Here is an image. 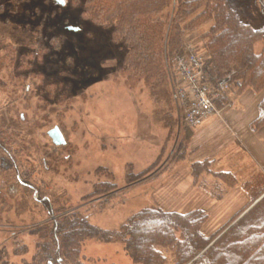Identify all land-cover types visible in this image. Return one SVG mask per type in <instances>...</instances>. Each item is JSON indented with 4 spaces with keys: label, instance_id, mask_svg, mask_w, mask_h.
<instances>
[{
    "label": "rangeland",
    "instance_id": "374dc122",
    "mask_svg": "<svg viewBox=\"0 0 264 264\" xmlns=\"http://www.w3.org/2000/svg\"><path fill=\"white\" fill-rule=\"evenodd\" d=\"M228 1L242 22L264 32L254 0ZM174 6L172 0L165 12ZM92 8L86 0H0V262L36 264L39 239H45L58 213L78 212L91 226L116 231L129 216L150 207L202 210L208 217L202 231L209 236L237 220L264 184V167L253 164L232 140L230 125L238 121L240 129L252 118L255 102L244 96L247 90L237 93L231 78L240 97L236 106L228 107L233 92L215 102L201 125L186 128L196 131L213 119V143L208 144L236 178L199 179L197 169L183 160L189 143L178 105L193 97L181 85L174 62L167 69L165 104L152 95L144 75L128 68L125 34L114 22L95 18ZM211 26L202 19L187 32L185 46L191 43L203 62L208 52L201 36ZM262 47L255 44L254 53ZM263 98L264 89L254 93L257 110ZM169 107L172 118L166 124L163 109ZM232 109L245 110L247 118L229 117ZM54 127L64 146L55 147L48 138ZM250 131L264 161V124ZM100 183L113 189L105 197L99 196ZM22 247L25 252L13 255ZM81 258L85 264H133L121 244L97 238L82 244Z\"/></svg>",
    "mask_w": 264,
    "mask_h": 264
},
{
    "label": "trees",
    "instance_id": "16d2710c",
    "mask_svg": "<svg viewBox=\"0 0 264 264\" xmlns=\"http://www.w3.org/2000/svg\"><path fill=\"white\" fill-rule=\"evenodd\" d=\"M174 1L173 10L166 13L172 0H86L93 4L91 12L95 18L104 17L114 22L115 30L125 34L129 43L128 68L145 76L143 82H150L146 86L162 103L169 104L167 69L170 62H174L185 47L187 32L202 19L212 21L209 31L201 36L202 48L208 52L207 80L215 83L230 76L239 94L243 90L255 94L262 91L264 32L242 22L228 0ZM254 1L257 12L264 17V0ZM259 42L263 48L256 54L254 46ZM258 108L251 130L264 124V98ZM163 111L164 122L170 124L172 108ZM201 167H195L197 175ZM142 174H132V177ZM217 177L230 175L221 173ZM110 186L98 184L99 196H107L113 190ZM263 194L264 184L261 190L255 191L250 204ZM48 210L51 215L49 204ZM60 214L46 229L45 239H39V243H43L35 249V263L85 264L81 258L82 244L97 238L121 244L133 264H264V197L236 222L232 223L238 216L209 236L202 231L208 219L202 210L176 213L150 207L129 216L116 231L99 230L78 212L70 216ZM40 230L35 233L39 234ZM13 252V255L23 253L25 248ZM0 264L8 262L2 259Z\"/></svg>",
    "mask_w": 264,
    "mask_h": 264
},
{
    "label": "crops",
    "instance_id": "0c3cea01",
    "mask_svg": "<svg viewBox=\"0 0 264 264\" xmlns=\"http://www.w3.org/2000/svg\"><path fill=\"white\" fill-rule=\"evenodd\" d=\"M263 45V44H262ZM263 48V47H262ZM237 87V86H236ZM233 89H231L230 93L228 94V98L231 97V95L233 96ZM237 94V93H236ZM244 96H247L248 98H251V101H254V105H251L252 107V118H250L247 123L239 129V127H237L235 124H239L240 122L236 121L234 124L232 123L230 125L231 128V134H232V140L237 142L241 151L243 153H245L247 156L250 157L251 162L257 166H259V168L261 169V167H264V161L261 160L260 156H259V152L257 149L254 148V146L251 143V139H254L252 136H254V134L252 135L251 133V129H250V124L257 118L258 116V110H257V104L259 103V101L254 100V93L250 90L245 91ZM234 99L235 100H231L229 103V108H234L236 106L235 103H238L237 101L240 100L239 98V94L235 95L234 92ZM253 99V100H252ZM241 106V105H239ZM229 117H232V115H238L239 117H245L247 118V113L245 110L243 109H232V112H228ZM249 118V117H248ZM241 120V118H240ZM215 127V122L213 121V119H210L209 121H207L203 126H201L199 129H197L196 131H187L186 128L185 131L187 132L186 136H184V141L186 143H189V154L187 151V154L185 155V158H183V160L185 161L186 165L188 166L189 169H194L195 167L197 168L198 166H202L201 167V171H203V174H198V178L202 179L204 176L206 175L208 176V180L210 178H213L214 174H221V173H227L230 176H233V174L231 173L230 169L227 168L228 165L226 163H219L217 160V157H215L216 153H213V150L211 149V146L208 143H213V128ZM203 139H205L207 142H203ZM181 151H180V155H181ZM262 158L264 159V153H262ZM184 157V156H182ZM221 167V170L219 171H213L214 167ZM240 166V165H239ZM194 167V168H193ZM241 168V166H240ZM227 170V171H225ZM242 170V168H241ZM264 170V168H263ZM223 171V172H222ZM137 175V174H135ZM234 177V176H233ZM194 178V176H193ZM235 178V177H234ZM198 179V180H199ZM236 179V178H235ZM194 181V179H193ZM192 188L189 190L191 191ZM195 190H192L191 192H193ZM169 212H175V211H171L168 210ZM195 211V210H192ZM192 211H188V212H192ZM188 212H184V213H188ZM179 213V212H176Z\"/></svg>",
    "mask_w": 264,
    "mask_h": 264
},
{
    "label": "built area",
    "instance_id": "2783aa9c",
    "mask_svg": "<svg viewBox=\"0 0 264 264\" xmlns=\"http://www.w3.org/2000/svg\"><path fill=\"white\" fill-rule=\"evenodd\" d=\"M185 53L175 57L174 65L181 85L193 97L192 102L178 105L182 112V124L192 129L202 124L206 116L212 115L215 102L224 97L230 89L231 77L212 83L207 80L204 63L199 53L191 45L185 46Z\"/></svg>",
    "mask_w": 264,
    "mask_h": 264
},
{
    "label": "water",
    "instance_id": "95a60500",
    "mask_svg": "<svg viewBox=\"0 0 264 264\" xmlns=\"http://www.w3.org/2000/svg\"><path fill=\"white\" fill-rule=\"evenodd\" d=\"M54 1H57V0H54ZM47 136L50 139L51 143L55 147H60V146H64L65 145V139H64V137H63V135H62V133H61V131L59 130L58 127H54L52 130H50L47 133ZM263 197H264V194L256 202H254L248 209H246V211H244V213L239 218H241L245 213H247Z\"/></svg>",
    "mask_w": 264,
    "mask_h": 264
}]
</instances>
